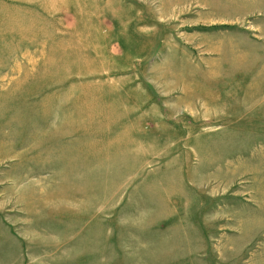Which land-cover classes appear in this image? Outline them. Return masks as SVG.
I'll use <instances>...</instances> for the list:
<instances>
[{"label": "rangeland", "instance_id": "rangeland-1", "mask_svg": "<svg viewBox=\"0 0 264 264\" xmlns=\"http://www.w3.org/2000/svg\"><path fill=\"white\" fill-rule=\"evenodd\" d=\"M0 264H264V0H0Z\"/></svg>", "mask_w": 264, "mask_h": 264}]
</instances>
